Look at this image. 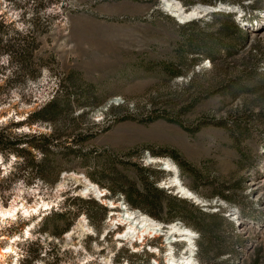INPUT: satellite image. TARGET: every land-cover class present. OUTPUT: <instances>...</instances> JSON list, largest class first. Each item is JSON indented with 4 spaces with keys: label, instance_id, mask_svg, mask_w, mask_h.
<instances>
[{
    "label": "rangeland",
    "instance_id": "1",
    "mask_svg": "<svg viewBox=\"0 0 264 264\" xmlns=\"http://www.w3.org/2000/svg\"><path fill=\"white\" fill-rule=\"evenodd\" d=\"M179 1L207 12L181 22L163 0H0V125L59 138L44 163L33 152L44 179L0 152V264H167L164 232L136 244L115 230L126 208L190 229L195 263L264 264V0H229L230 14ZM53 96L55 119L30 122ZM165 161L197 201L167 186ZM202 212L225 219L204 248Z\"/></svg>",
    "mask_w": 264,
    "mask_h": 264
},
{
    "label": "trees",
    "instance_id": "2",
    "mask_svg": "<svg viewBox=\"0 0 264 264\" xmlns=\"http://www.w3.org/2000/svg\"><path fill=\"white\" fill-rule=\"evenodd\" d=\"M199 1L203 2V3H207L206 2L207 0H199ZM186 2H187V4H194V3H196V0H190V2L188 0ZM215 2H216V0H212L208 3L213 4ZM212 13H215V12H212ZM222 13H224V12H222ZM225 14H228V13H225ZM232 25H233V28L235 29V31H239V32H242L245 34V32L238 26V24L235 21H234V24H232ZM226 29H227L226 24H222L218 27V33L221 34ZM237 41L242 43L244 41V37L242 35H239ZM223 45H224L223 47L226 50H229L230 46L225 45V44H223ZM255 51L258 52V55L256 56L257 58L255 60L257 70H258L259 69V62H260L261 58L263 57V55L261 52L259 53V51H257V49H255ZM258 71H260V70H258ZM65 106L67 107V105H65ZM60 110H61V108H60L59 103L57 102V98H55V96H53L50 100H48L46 103H44L43 106H41L36 111L31 113V115L29 116L30 117L29 121L30 122H37V121H44V120L52 121L59 114ZM5 129H6V125L5 126L0 125V152L3 153L4 151H8L10 155H13L16 158H23L24 169H23V171H21V174L23 176L29 177L30 175H32L31 173H33L34 176H37L41 179H44L43 174L33 172L34 167L36 165H39L34 160L35 154L33 152L36 151V152L41 153L43 155V158H42L43 160L40 161V163H44L49 150L55 149L59 145V138L55 134V132L50 133V134L42 133V132L11 134V133L4 131ZM83 139H85V138H83ZM152 189L154 192L161 193V190H159L155 187H152ZM218 193L221 196H223L224 198H226V199L228 198L227 196H225L223 194V192L218 191ZM140 195L142 196V200L145 201L146 203L149 204L151 202L148 200L149 194L141 193ZM125 196H126L128 202H130L132 205L133 204L136 205V201L133 200L127 192H126ZM168 198L171 200H176L174 197H170L169 195H168ZM193 213H192V216H193ZM204 217H208L210 219V224H205L202 226L199 223H196V226H199L202 230V233H203L201 238L199 239V241H200L199 244H200V247H202V248L209 247L210 244L212 243V240H217V237H215L216 230L218 231V229L220 228V226L222 225V223L225 220V219H222L221 217H219L217 214L209 215V214H205L204 212L200 213V219L204 218ZM229 221L231 222V220H229ZM170 223H173V222H170ZM232 227H233V225H232ZM214 242L219 243L220 241L217 240ZM219 253H221V251Z\"/></svg>",
    "mask_w": 264,
    "mask_h": 264
},
{
    "label": "bare ground",
    "instance_id": "3",
    "mask_svg": "<svg viewBox=\"0 0 264 264\" xmlns=\"http://www.w3.org/2000/svg\"><path fill=\"white\" fill-rule=\"evenodd\" d=\"M165 10L168 11L172 16H177L180 18L181 22L188 21L190 19L199 18L202 13L207 12V8L196 6L193 7L190 10L184 9V7L177 1L173 0H164ZM220 7V6H219ZM213 9V8H212ZM216 9H213L212 11H215ZM220 10V8H218ZM165 165V170L173 172V176L169 179L168 185L170 187H174L177 191V193L181 194L185 199H193L198 200L197 196L192 193L188 188H186L182 182L180 181L177 173V168L174 164H172L169 161L163 162ZM88 183V182H87ZM261 183L257 182L254 183L255 188H259ZM87 190H92L93 192H97L98 197L103 196L102 190L98 189V187L92 186L90 183L86 185ZM91 187V188H90ZM101 195H100V194ZM115 205L112 203V207ZM127 210V211H126ZM126 212L123 213H117V218L115 221L121 223L126 227L124 228V234L128 236L129 238H132L133 241H140V243L144 242V237H158L162 232H164V236L166 237L167 243L166 245H169L171 248V243L174 240H184L187 241V249L189 250V254L185 255L183 258L180 259H172L171 256H167L166 260L169 262V264H199L198 261L195 263V258L193 255L194 247H195V237L196 235L188 228L181 227L177 223H170L168 225H163V223L156 221L155 219L149 217L146 214H143L141 212H137L135 210H128L125 209ZM0 212L3 215L9 214L11 211L8 209H2ZM112 220V219H111ZM120 233V234H123ZM147 235V236H146ZM119 238V237H118ZM121 240H126L124 239ZM141 239V240H140ZM193 239V240H192ZM190 242V243H189ZM139 243V244H140ZM5 251L4 253H6ZM4 253L0 252V256H2Z\"/></svg>",
    "mask_w": 264,
    "mask_h": 264
},
{
    "label": "built area",
    "instance_id": "4",
    "mask_svg": "<svg viewBox=\"0 0 264 264\" xmlns=\"http://www.w3.org/2000/svg\"><path fill=\"white\" fill-rule=\"evenodd\" d=\"M164 1V0H163ZM174 2H175V0H173ZM177 2H179L181 5H182V3L179 1V0H177ZM231 1H229V0H216V2L215 3H213V4H207V5H205V6H213V5H217V6H220V11L221 12H224V13H228V14H230L229 13V10L228 11H225L224 10V7H225V5L224 4H227L228 5V3H230ZM237 5H238V9H240V11L243 9L242 7L243 6H241L240 4H238L237 3ZM212 8V7H211ZM253 12L254 11H257V10H255L254 8H253V10H252ZM210 13H212L211 11H210ZM255 13V12H254ZM242 16H243V14H242ZM241 16V17H242ZM234 21L238 24V26L246 33V31L243 29V26H242V23H241V21L238 19V21L237 20H235L234 19ZM257 25H258V22H252V23H248L247 24V26H246V30L247 29H251V31L252 30H255L256 31V27H257ZM254 32V31H253ZM209 61V60H208ZM204 206H207V205H204ZM204 210V209H203ZM226 210H227V212L225 213V216L226 217H228V219L229 220H231L232 222H235V225H237L238 224V220H239V218L241 219V211H240V209H239V207L238 206H236V205H233V206H230V207H227L226 208ZM119 223V222H118ZM141 240V239H140ZM138 241V240H137ZM180 241H182L183 242V240H174L172 243H171V252L173 253L174 251H176V250H178V249H176V245L175 244H178V242H180ZM133 242H135V241H133ZM140 241H138L136 244H138ZM195 247H194V252H193V255L195 254ZM181 251H183L182 253L183 254H185V255H188L190 252H189V250L187 249V241H186V243H185V245H184V247H182L181 248ZM180 253V252H179ZM171 253L170 252H168L166 255L167 256H171L172 257V259H174L173 258V255H170ZM183 254H179V256H177V259H179V257L181 256L182 257V255ZM176 260V259H175Z\"/></svg>",
    "mask_w": 264,
    "mask_h": 264
}]
</instances>
